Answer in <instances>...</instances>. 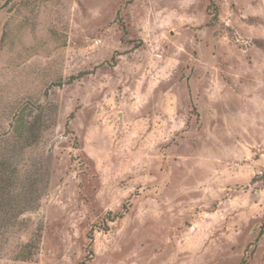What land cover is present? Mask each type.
<instances>
[{
  "label": "rangeland",
  "instance_id": "obj_1",
  "mask_svg": "<svg viewBox=\"0 0 264 264\" xmlns=\"http://www.w3.org/2000/svg\"><path fill=\"white\" fill-rule=\"evenodd\" d=\"M213 3L0 0V264H264V0Z\"/></svg>",
  "mask_w": 264,
  "mask_h": 264
},
{
  "label": "trees",
  "instance_id": "obj_2",
  "mask_svg": "<svg viewBox=\"0 0 264 264\" xmlns=\"http://www.w3.org/2000/svg\"><path fill=\"white\" fill-rule=\"evenodd\" d=\"M205 12L207 16L210 17V21H215L217 19L218 8L215 7L213 0H208V4L205 7ZM19 125L23 126L21 130V135H25V139L32 136L31 134H34V132L37 130L31 122L26 123L25 121L20 120ZM9 163V160H7L6 158L0 159V221H2V216L4 220L3 223L5 225L9 223L12 226V223L10 222L11 218L9 217L8 212L13 206L12 197L14 193L13 189L15 186V180L13 175L14 171H12V168L9 166ZM261 180L264 181V174L262 175ZM126 212L127 207L122 206L120 210L114 213H108L107 221L109 222L118 218H122ZM38 236H36L32 240H29L21 247L18 253L19 261H26L32 257L36 248L38 249L37 246L40 238ZM88 238L90 240L92 237L89 236Z\"/></svg>",
  "mask_w": 264,
  "mask_h": 264
}]
</instances>
